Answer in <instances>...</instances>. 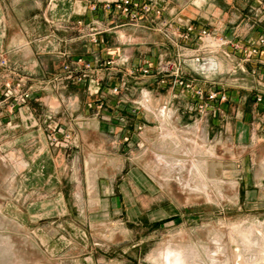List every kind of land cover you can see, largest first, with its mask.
<instances>
[{"label":"rangeland","instance_id":"obj_1","mask_svg":"<svg viewBox=\"0 0 264 264\" xmlns=\"http://www.w3.org/2000/svg\"><path fill=\"white\" fill-rule=\"evenodd\" d=\"M107 1L113 0H0V264H59L60 256H66L65 264H75L74 255L81 259L91 256L89 263L84 261L86 264H164L167 253L182 255L184 264L259 262L264 258V212L246 210L237 203L241 192L234 190L230 182L223 181L219 169H216V182L208 176L202 183L201 178L191 172L192 169L200 172L195 159V166L190 168L183 153L158 152L156 161L160 173L156 176L155 196L158 206L152 207L153 211L157 210L155 213L146 208L141 222L123 224L80 216L77 209L70 216V209L60 202L55 191L52 175L38 174L41 164L37 158L42 145L22 140L19 129L9 128V122L13 118L18 120V109L25 104L30 105L38 120H44L48 113H55L56 119L64 123L92 117L90 112L78 107L82 96L63 79L64 75L50 74L60 68L64 72L66 62H60L53 48L45 45L81 36L91 41L94 32H106L114 23L100 21L101 14L93 9V19H86V14L94 4L103 5ZM158 2H163L166 8L188 10L185 14L173 15L178 29L184 23L178 18H197V6L202 0H146L152 6ZM214 2L216 29L219 30L213 33L211 25L201 29L212 32L206 40L216 39L217 80L228 86L241 82L236 78L243 77L240 73L246 72L249 66L247 61L230 60L225 54L230 51L221 45V40L228 39L225 35L229 26L239 27V38H246L258 26L252 35L256 43L250 49L257 48L258 52L248 56L247 51L246 55L251 58L258 54L257 44L264 34L258 13L264 10V0ZM57 9L61 11L55 12ZM151 17L156 19L157 27L167 24L163 10L162 14L152 13ZM126 18L133 23L142 19ZM159 33L158 38H161L162 33ZM19 43L23 44L25 55L8 56L7 48ZM38 56H41L39 60ZM2 58H7L8 66L1 64ZM41 62H44V71L38 67ZM157 66L158 63L148 67L157 70ZM20 80L24 83L23 89L31 91V99L24 104H17L15 96L6 95L7 82L16 84ZM40 90L44 92L42 95L37 93ZM14 103L16 106L12 109ZM66 107L67 111H61ZM74 129L70 128L72 132ZM49 132L47 127V135ZM73 148L63 149L72 154ZM216 155L222 153L218 151ZM77 156H80L78 166L74 161ZM81 157L78 152L73 153L64 168L66 178L70 177L76 185L81 178H92L84 172L85 160ZM257 157V163L264 161V142L258 145ZM47 170L52 173L51 164L47 165ZM246 231H249L248 238L244 235Z\"/></svg>","mask_w":264,"mask_h":264},{"label":"crops","instance_id":"obj_2","mask_svg":"<svg viewBox=\"0 0 264 264\" xmlns=\"http://www.w3.org/2000/svg\"><path fill=\"white\" fill-rule=\"evenodd\" d=\"M214 1L202 0L197 6V18H178L184 22L178 29L173 23V15L185 14L188 10L166 8L163 2L154 5V8L162 7L167 18V24L159 27L151 14L133 23L125 16L100 9L97 11L101 14L100 21L114 24L99 34V43L81 36L54 40L50 41L51 45H45L53 48L52 52L60 62L68 61L76 66V60L83 57L95 66V70L83 69L89 73L85 82L68 80L71 88L82 96V105L77 104L78 107H83L92 117L64 123L56 119L55 113H48L44 120H38L30 105L25 104L18 109V120L13 118L14 121L9 122V128L19 129L22 140L42 145L37 158L41 164L38 174L52 175L55 191L60 202L70 209V216L77 209L80 216L123 224L126 221L141 222L146 208L155 213L157 210L153 211L152 207L158 206L156 176L160 173L156 155L169 151L183 153L188 161L195 159L203 164L204 172L212 182H216V169H219L223 181L230 182L234 190L241 192L237 203L246 210L264 212V161L256 162L259 160L258 145L264 142V52L260 47L258 54L251 58L246 56L256 43L252 35L258 26L246 38H239L237 25L229 26L225 35L228 43L223 46L230 51V60L247 61L249 66L246 72L240 73L243 77L236 78L241 82L224 86L217 80L216 71L203 74L196 70L197 64L190 58L181 68L185 78L194 84L191 89L178 85L171 74H159L156 69H151L148 74L141 72L160 61L178 59L182 50L187 55L199 50L197 53L216 59V39L199 38L203 26L211 25L215 34L219 30L216 29ZM58 11L61 10L55 12ZM258 14L261 15V26H264V10ZM86 15V19H93L91 8ZM187 25L194 27L189 39L183 36ZM22 43L7 48L8 56L25 55ZM40 58L38 56V60ZM109 59L116 62L107 66ZM123 59L128 61L123 64ZM41 63L38 67L44 71V62ZM132 67L138 69L135 74L131 73ZM50 74L65 75V72L60 68ZM114 85H119L118 92L113 91ZM196 88L204 90L203 98L196 95ZM211 90L226 92L228 100L208 101L207 94ZM37 93L42 95L44 92ZM201 103H206L204 109L198 107ZM67 110L68 107L61 109ZM164 110L166 115L162 113ZM52 120L69 129L75 127V148L71 151L82 155L84 172L92 178H81L77 185L70 177L66 178L64 168L70 163L72 154L48 141L47 127ZM218 151L222 155L217 156ZM74 161L78 166L80 156ZM49 164L53 167L51 174L47 170ZM191 172L201 178L199 172L193 169ZM201 180L203 183L204 179ZM65 257L58 258L59 264H65ZM89 257L81 259L74 255L72 260L75 264H86L84 261L88 262Z\"/></svg>","mask_w":264,"mask_h":264},{"label":"built area","instance_id":"obj_3","mask_svg":"<svg viewBox=\"0 0 264 264\" xmlns=\"http://www.w3.org/2000/svg\"><path fill=\"white\" fill-rule=\"evenodd\" d=\"M94 11H98L100 9L105 10L109 14H123L126 17H129L132 20H138L144 15H150L152 13L155 14H162V10L159 8H154L152 6V3L148 4L146 3V0H113V1H107L103 5L94 4L91 8ZM154 11V12H153ZM187 30L184 33V38L189 39L191 36L192 31L194 30V27L191 25H187ZM103 30H98L93 33L91 42L93 43H99L98 35L102 33ZM212 32L207 30V28L201 29L199 33V38L201 40H204L211 36ZM227 40H221V45L227 44ZM259 48H262V51L264 52V34H262L258 44ZM239 47V46H237ZM199 50H196L195 53L191 55H187L185 50H182V53L179 55V58L175 60V62H169L166 61H160L157 67V71L159 74H171L175 78V82L183 86L186 89H191L194 87V84L192 81H188L185 78L184 72L181 68L182 64L185 63L187 59H191L197 64L196 70L200 71L201 73H205L207 71H216L217 65H216V59H212L208 56L201 55L197 53ZM258 52L257 48L252 49V51H249L248 56L251 55V53ZM226 56L230 57V52H225ZM247 56V55H246ZM128 59H123V64L127 62ZM116 61L114 59H109L106 61V65H112ZM77 65L73 66L70 63L64 64V72L65 75L63 76V79L65 80H77L79 82H85L87 80V77L89 76L88 72H83V69L86 70H95V66L92 65V62L85 60L83 57H79L76 60ZM2 65L8 66V60L7 58H2ZM138 71L137 68L132 67L131 73L135 74ZM142 73L148 74L150 73L149 67H145L141 70ZM23 82L20 80L16 84L13 82H7V92L6 95L8 97H16L14 101H18L17 104H24L27 103L31 99V91L28 89H23ZM119 85L113 86V91L118 92L119 91ZM195 93L198 97L203 98L205 95V92L202 88H196ZM16 95H19L17 97ZM221 101H227L228 100V94L226 92L219 93L218 91L211 90L207 94L208 101H213L218 99ZM260 99V98H259ZM15 103L12 105V109L15 108ZM206 106V103H201L198 105L200 109H204ZM48 128L50 130L48 134V139L50 143L54 146L70 149L74 147V133L61 124L59 121H50L48 124Z\"/></svg>","mask_w":264,"mask_h":264},{"label":"bare ground","instance_id":"obj_4","mask_svg":"<svg viewBox=\"0 0 264 264\" xmlns=\"http://www.w3.org/2000/svg\"><path fill=\"white\" fill-rule=\"evenodd\" d=\"M162 113L164 114V115H166V111L164 110V111H162ZM180 141V140H179ZM186 151V150H185ZM187 152V151H186ZM185 156V155H184ZM189 157V156H188ZM186 162V161H185ZM188 163H190V168L191 167H194L195 165H194V159H191V160H189V161H187L186 162V165L188 164ZM197 163V162H196ZM198 168L200 169V172H199V174H200V176H201V178H203L204 180H206L207 179V176H206V174H205V172H204V168L203 167H205L203 164H199L198 163ZM198 172V171H197ZM186 184H188V186L187 187H189V189H191V190H194V188L192 187V186H189V183H186ZM203 189H205V186L203 187ZM210 191V190H209ZM236 230V229H235ZM239 230V229H238ZM244 235L246 236V238H248V235H249V231L247 232L246 231V233H244ZM244 235H242V236H244ZM255 251V250H254ZM165 258V260H164V264H184L185 263V259H184V257L182 256V255H180V254H178V253H176V254H173V255H171V254H169V253H167L165 256H164ZM153 259V258H152ZM248 260V259H247ZM153 261V260H152ZM258 261V260H257ZM257 261H254L253 263L254 264H264L263 263V261H264V258L262 259V260H260L259 262H257Z\"/></svg>","mask_w":264,"mask_h":264}]
</instances>
